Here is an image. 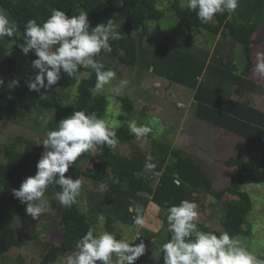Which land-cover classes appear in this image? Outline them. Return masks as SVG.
Instances as JSON below:
<instances>
[{
	"label": "trees",
	"instance_id": "trees-1",
	"mask_svg": "<svg viewBox=\"0 0 264 264\" xmlns=\"http://www.w3.org/2000/svg\"><path fill=\"white\" fill-rule=\"evenodd\" d=\"M156 2L157 0H0L1 9L9 14L19 28L12 38L4 37L0 40V75L10 78L16 84L26 81V74L15 58L10 56L12 49L28 60L31 80L37 75L38 70L32 66V61L37 57L34 53L25 55L20 48L25 25L30 19H36L42 24L53 9L62 10L69 16L77 15L81 10L87 11L92 27L113 19L116 30L123 34V38L111 42L112 52H102L97 59L104 64L105 56L109 55L128 68L143 64L142 66L148 67L149 71L152 69V73L158 77L193 90L196 118L243 139L246 142L247 154L245 157L232 156L225 162L228 168L237 167V173L229 184L217 189L214 177L193 156L184 154L181 148L170 143L156 140L152 141L150 152H146L135 136L130 134L125 123L116 129L119 144L114 151L107 145H99L96 147L99 153L95 157L93 167L86 171L82 169V164L91 159V151L79 157L65 175H70L73 179L87 178L98 186L107 185L102 195L113 211L108 212V232L116 233L115 222L134 227L133 219L143 194H148L150 202L159 207L163 223L168 226V207L178 205L182 200L198 197L200 192H206L218 200L226 194L237 197L236 200L226 203L220 224L223 231L231 235H245L244 226L254 208L251 196L243 190L247 172L246 159L250 154L259 152L263 156L264 166V111L256 108L250 99H247L249 93L263 92L261 85L252 77L258 63V56L253 54V50L260 42L254 36L264 22V0H239L235 14H217L214 17L215 22L207 24L201 23L195 12L187 8L182 9L180 0L171 1L170 9L190 32L188 37L193 31L202 30L213 38L231 39L232 52L239 47L237 50L241 58L238 61L234 59L233 53L230 57L228 52H222L219 43L213 53L196 51L192 48L189 38L183 47L155 44L147 58L141 49L142 41L149 33L147 22L160 21L165 16L163 11L156 9ZM105 70H108L107 66ZM80 71L85 73V76L81 77L79 82L62 74V79L57 85L48 90H41L59 95L65 92L61 91L62 89L78 85L75 101L69 107L41 100L43 107L58 111L49 121L48 130H54L61 119L67 118L76 110L95 112L102 118L105 116L109 106L108 100L104 95L93 96L89 91L96 82L95 72L90 66H83ZM236 89L240 98L234 97ZM1 90L0 120L21 119L24 111L20 96ZM117 99L123 110L120 119L130 121L135 112L134 101L126 95ZM45 132L44 128V134ZM129 146L132 148L131 153L121 156L119 151L122 147ZM44 150L42 145H37V140L22 137L4 148L7 162H0V264H7L3 262L5 254L14 249H21L24 245L23 238L17 235L13 227L15 216L8 212L6 207L11 200L20 216L27 215L26 205L14 197L13 189H19L31 173L36 174V165ZM148 157L152 159L149 160ZM147 163L153 164L154 167H146ZM146 169L153 170L152 176L143 175ZM57 191H61L59 186L50 187L47 194L55 198ZM130 208L133 211H129ZM60 210L62 241L59 245L50 246L41 264H54L67 254L74 253L76 242L89 228L95 229L79 201L71 208L61 205ZM139 211L144 215L143 209L139 208ZM198 227L202 231H213L217 235L223 232L202 223H199ZM170 238L171 233L167 232V239ZM261 259H264V255ZM158 264H164L163 253Z\"/></svg>",
	"mask_w": 264,
	"mask_h": 264
},
{
	"label": "rangeland",
	"instance_id": "rangeland-1",
	"mask_svg": "<svg viewBox=\"0 0 264 264\" xmlns=\"http://www.w3.org/2000/svg\"><path fill=\"white\" fill-rule=\"evenodd\" d=\"M171 1L157 0L155 7L163 11L165 16L160 21L147 22L149 33L141 44V49L146 53L145 56L147 58L149 57L148 53L155 44L183 47V44L189 38L192 48L196 49V51L203 50L213 53L216 44L219 43L222 52H228L230 57L234 54V59L236 61L240 60L241 56L237 50L239 47L235 52H232L231 39L223 37L213 38L202 30H195L188 37L190 32L170 9ZM0 11L5 12L1 7ZM5 13L9 16L7 12ZM211 22H215V19ZM254 38L260 40V42L253 50V54L255 56L264 54V22L255 33ZM20 54L14 49L10 52V56L15 58L21 70L26 74V81L22 84H16L10 78L0 75V79L4 80L0 90L2 89L11 95L20 96L22 110L24 111V116L21 119L0 120L1 163L7 162L4 148L17 138L22 137L40 140L41 142L46 138L44 134L45 127L40 120V116L48 113L52 119L58 111L43 107L40 103L41 100L69 107L74 103L78 91V85L62 89L61 91L65 92L59 95L43 91L39 93L30 91L28 88V82L31 80L30 64ZM104 65L117 73V79L112 82L113 86L120 79L128 81V85L123 90L122 95L130 97L134 101L135 112L131 120H136L138 124L147 123L153 128V132L148 136L136 140L140 142V146L144 151L150 152L152 141L154 140L161 143H170L174 147L181 148L184 154L193 156L199 161L214 177L215 188L222 189L232 181L237 173V167L228 168L225 162L232 156L245 157L247 154L246 142L196 118L193 90L158 77L152 73V69L149 71L148 67L142 66L143 64L128 68L122 66L117 58L107 55L104 58ZM84 76L85 73L82 77ZM252 78L261 85L263 92L249 93L247 99H250L256 108L264 111V75L254 71ZM238 95L239 91L236 89L234 97L240 98ZM114 100V103L109 104L103 118L108 119L115 129H119L125 123L128 126L129 121L120 119L123 113L120 101H118L117 97ZM131 151L132 148L130 146L127 148L122 147L119 153L121 156H128ZM98 153L99 151L95 148L91 159L82 164L84 171L94 166L95 157ZM246 167V180L243 184V190L251 196L254 208L244 226L246 234L238 237L250 251L262 258L264 255V166L262 154L259 152L250 154L246 159ZM152 174L153 170L151 169H146L143 172L146 177L152 176ZM29 176H34V174L31 173ZM80 180L82 181V190L78 201L82 210L88 215L97 232L107 231L108 212L113 213V211L102 195L105 188L102 185H96L87 178H81ZM198 195V197L188 199H195L199 205L200 216L197 223L206 224L223 231L220 220L223 218L225 205L230 200H236L237 197L226 194L222 199L218 200L206 192H200ZM46 198L49 200L50 209L43 213L39 219H33L28 214L20 216L11 200H9L6 210L15 216L13 227L17 235L23 238L24 245L21 249H14L9 254H5L3 262L7 264H41L50 246L61 243L63 238L60 214L61 204L47 193ZM138 203L139 208L144 210L145 225L137 231L135 227L115 222V234L119 239L125 238L130 241L134 237L135 244L141 241L145 243L146 252L138 258L136 264L144 262L158 264L162 254V245L168 240V226L163 223L160 209L157 205L150 202L148 194H143V198ZM72 254H67L54 264H67V256Z\"/></svg>",
	"mask_w": 264,
	"mask_h": 264
},
{
	"label": "clouds",
	"instance_id": "clouds-1",
	"mask_svg": "<svg viewBox=\"0 0 264 264\" xmlns=\"http://www.w3.org/2000/svg\"><path fill=\"white\" fill-rule=\"evenodd\" d=\"M180 7L195 12L199 21L207 24L217 14L234 13L239 0H180ZM18 31L17 23L0 11V40L12 38ZM122 38L123 34L116 30L113 19L92 27L88 12L84 10L69 16L62 10L53 9L42 24L36 19L28 20L20 48L25 55L35 54L37 58L32 61V66L38 70L34 80L28 82L29 90L39 93L42 89H51L62 79V74L79 82L84 75L81 67L90 66L96 75L90 93L93 96L104 94L109 104L114 103V98L122 95L128 81L120 79L113 86L117 73L112 69L105 70V65L97 57L102 52L111 53V42ZM257 59L255 71L264 75V54H258ZM3 84L4 80L0 79V86ZM40 120L46 129V138L42 142L37 140V145H43L45 149L36 165L37 172L27 177L19 189H13L14 197L26 205V213L33 219H39L50 209L46 198L50 187L59 186L61 189L55 192V199L61 205L71 208L78 203L82 181L66 176L69 168L84 153L99 145H107L114 151L119 144L114 125L95 112L76 110L61 119L54 130L47 129L51 120L48 113L42 114ZM128 129L137 140L153 132L149 124H138L136 120L128 122ZM146 167L154 165L147 163ZM102 187L107 188V185ZM199 216V205L195 199L182 200L166 209L167 232L171 233V238L162 245L164 264H264V259L250 251L238 236L227 231L217 235L213 231L200 230ZM145 222L137 206L133 226L139 231ZM134 241V237L132 241L118 239L113 232H97L89 228L76 242L74 253L67 256V264H136L138 258L145 254L146 245L143 241L138 244Z\"/></svg>",
	"mask_w": 264,
	"mask_h": 264
},
{
	"label": "crops",
	"instance_id": "crops-1",
	"mask_svg": "<svg viewBox=\"0 0 264 264\" xmlns=\"http://www.w3.org/2000/svg\"><path fill=\"white\" fill-rule=\"evenodd\" d=\"M158 207V206H157ZM159 208V207H158Z\"/></svg>",
	"mask_w": 264,
	"mask_h": 264
}]
</instances>
